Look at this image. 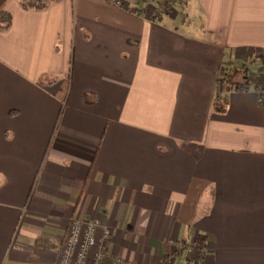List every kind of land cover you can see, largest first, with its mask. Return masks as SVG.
I'll return each instance as SVG.
<instances>
[{
    "label": "crops",
    "instance_id": "1",
    "mask_svg": "<svg viewBox=\"0 0 264 264\" xmlns=\"http://www.w3.org/2000/svg\"><path fill=\"white\" fill-rule=\"evenodd\" d=\"M24 1L0 0V264H58L73 219L111 231L104 264H264V84L235 88L264 0Z\"/></svg>",
    "mask_w": 264,
    "mask_h": 264
},
{
    "label": "built area",
    "instance_id": "2",
    "mask_svg": "<svg viewBox=\"0 0 264 264\" xmlns=\"http://www.w3.org/2000/svg\"><path fill=\"white\" fill-rule=\"evenodd\" d=\"M118 6H124L123 0H113ZM173 0H164L151 9V19L157 20L171 11ZM111 237V231L102 227L99 219L82 222L73 219L63 236L58 250V264H104L106 260L105 244ZM178 251L185 252L189 261L204 264L209 252L204 242H179ZM176 254L165 256L155 264H176ZM118 264H138L117 260Z\"/></svg>",
    "mask_w": 264,
    "mask_h": 264
},
{
    "label": "trees",
    "instance_id": "3",
    "mask_svg": "<svg viewBox=\"0 0 264 264\" xmlns=\"http://www.w3.org/2000/svg\"><path fill=\"white\" fill-rule=\"evenodd\" d=\"M164 1V0H162ZM23 8L25 9H35V10H44L46 8V3L42 0H25L22 3ZM13 23V16L10 12H7L3 9L0 10V30L8 31ZM252 84H257L261 86L264 84V66L260 69L257 77L247 78L243 85H236V89L248 88ZM230 91V87H228Z\"/></svg>",
    "mask_w": 264,
    "mask_h": 264
},
{
    "label": "rangeland",
    "instance_id": "4",
    "mask_svg": "<svg viewBox=\"0 0 264 264\" xmlns=\"http://www.w3.org/2000/svg\"><path fill=\"white\" fill-rule=\"evenodd\" d=\"M178 1H180V0H178ZM176 4H177V3H176ZM175 7H176V6H175ZM181 10H182V9H181L180 7H177V11H178V12H181ZM182 11H183V14H184V13L186 14V11H185V10H182Z\"/></svg>",
    "mask_w": 264,
    "mask_h": 264
}]
</instances>
